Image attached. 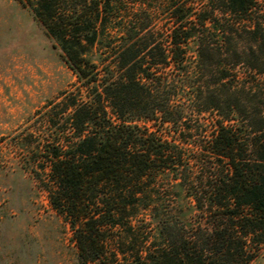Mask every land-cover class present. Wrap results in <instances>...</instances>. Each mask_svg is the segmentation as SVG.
<instances>
[{"label": "trees", "instance_id": "1", "mask_svg": "<svg viewBox=\"0 0 264 264\" xmlns=\"http://www.w3.org/2000/svg\"><path fill=\"white\" fill-rule=\"evenodd\" d=\"M26 1L78 82L62 99L44 188L69 221L82 264L107 255L104 234L119 227V214L155 210L147 180L184 178L187 165L205 157L226 164L215 174L224 194L217 203L252 206L246 225L264 231V0H218L219 8L198 13L175 3L169 26L144 1L132 2L118 47H111L117 35L105 33L111 0ZM227 225L214 226L208 240L232 264ZM164 241L133 263L218 264L210 248L189 245L180 232Z\"/></svg>", "mask_w": 264, "mask_h": 264}, {"label": "rangeland", "instance_id": "2", "mask_svg": "<svg viewBox=\"0 0 264 264\" xmlns=\"http://www.w3.org/2000/svg\"><path fill=\"white\" fill-rule=\"evenodd\" d=\"M138 1L111 0L113 18L105 31L117 35L111 47L119 46L125 8ZM141 1L155 10L156 21L164 26L172 23L175 3L192 6L197 13L220 6L218 0ZM77 85L64 55L27 1L0 0V264H82L70 223L52 208L44 188L50 179L47 165L56 146L54 136L62 126V99ZM249 138L252 143L253 136ZM204 160L190 162L184 178L168 174L153 183L147 180L155 210L137 207L119 214V227H104L109 228L104 237L111 239L107 255L88 264H134L137 254L144 258L163 249L169 231L186 236L189 245L210 248L223 264L224 249L208 239L214 226L225 224L226 232L234 234L232 264H264V231L251 233V225H246L256 211L250 205H219L224 194L217 190L216 175L226 164ZM227 209L238 210V216L224 219Z\"/></svg>", "mask_w": 264, "mask_h": 264}]
</instances>
